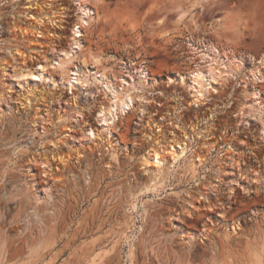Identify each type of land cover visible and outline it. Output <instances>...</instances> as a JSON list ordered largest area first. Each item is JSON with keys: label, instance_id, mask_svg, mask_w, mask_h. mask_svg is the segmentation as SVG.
<instances>
[{"label": "rangeland", "instance_id": "1", "mask_svg": "<svg viewBox=\"0 0 264 264\" xmlns=\"http://www.w3.org/2000/svg\"><path fill=\"white\" fill-rule=\"evenodd\" d=\"M0 264H264V0H0Z\"/></svg>", "mask_w": 264, "mask_h": 264}, {"label": "bare ground", "instance_id": "2", "mask_svg": "<svg viewBox=\"0 0 264 264\" xmlns=\"http://www.w3.org/2000/svg\"><path fill=\"white\" fill-rule=\"evenodd\" d=\"M90 11L89 10H85L84 9V11H83V14L82 15H80V17H78L79 18V21H78V23H77V25L75 24V33H80V28L82 27V26H85L87 23H88V21H89V19H91V15H90ZM39 67H35V70L37 71H39L40 69H42L43 68V65H38ZM41 67V68H40ZM43 70V69H42ZM39 73V72H38ZM20 75H33V72H32V70L31 69H26L24 72H22V71H20ZM38 75H41V72L38 74ZM167 150L170 152L169 154H173L174 155V158L175 157H177L181 152H182V150H177L176 148H174V146L173 147H171V146H168L167 147ZM178 151V152H177ZM150 158L152 159V160H155L156 162L161 158V154H160V145L157 147V148H153L152 149V152L150 153ZM249 261V260H248Z\"/></svg>", "mask_w": 264, "mask_h": 264}]
</instances>
